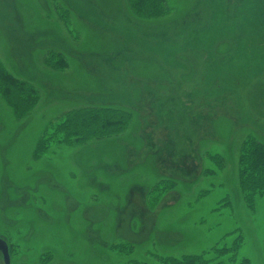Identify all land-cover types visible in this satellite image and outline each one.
Masks as SVG:
<instances>
[{"label":"rangeland","instance_id":"rangeland-1","mask_svg":"<svg viewBox=\"0 0 264 264\" xmlns=\"http://www.w3.org/2000/svg\"><path fill=\"white\" fill-rule=\"evenodd\" d=\"M169 2L172 16L145 22L127 0H0V64L41 96L17 119L0 92V237L10 264L152 263L236 238L237 261L264 264V196L252 210L238 183L244 137L264 141V0ZM50 52L69 67L46 68ZM90 105L134 120L83 147L55 135L34 159L46 130ZM209 153L221 156L220 170ZM163 180L175 185L151 191ZM124 242L132 252L114 246Z\"/></svg>","mask_w":264,"mask_h":264},{"label":"trees","instance_id":"trees-1","mask_svg":"<svg viewBox=\"0 0 264 264\" xmlns=\"http://www.w3.org/2000/svg\"><path fill=\"white\" fill-rule=\"evenodd\" d=\"M127 4L133 16L145 22L167 19L175 11L169 0H127ZM234 42L237 41L234 40ZM240 44L238 41V47H241ZM243 62H240V65ZM44 65L53 72L59 73L69 67V61L62 52H50L44 56ZM0 92L17 119H23L29 115L41 99L36 85L13 76L2 64H0ZM133 120V112L124 108L93 105L74 108L67 112L57 124L54 135L49 137L46 135V137L47 130L41 135L35 147L34 159L39 160L47 153L50 141L54 137L58 136V143L64 147H83L92 142H101L123 135L128 131ZM208 157L220 170L221 156L209 153ZM238 175L242 196L248 207L254 210L256 199L264 196V141L260 140L255 133L247 134L240 145ZM161 185H164V191H169L175 184L174 181L163 180L151 191L155 188L162 189ZM208 192L201 193L200 199L208 195ZM131 245L124 242L114 246L128 253L134 249ZM240 248L239 240L236 238L230 246L219 243L200 254H184L180 257L158 256L152 263L130 260V264H252L248 259L237 261ZM43 259V261L52 260L51 257Z\"/></svg>","mask_w":264,"mask_h":264},{"label":"water","instance_id":"water-1","mask_svg":"<svg viewBox=\"0 0 264 264\" xmlns=\"http://www.w3.org/2000/svg\"><path fill=\"white\" fill-rule=\"evenodd\" d=\"M0 253L3 256L4 264H10V249L8 243L0 238Z\"/></svg>","mask_w":264,"mask_h":264},{"label":"bare ground","instance_id":"bare-ground-1","mask_svg":"<svg viewBox=\"0 0 264 264\" xmlns=\"http://www.w3.org/2000/svg\"><path fill=\"white\" fill-rule=\"evenodd\" d=\"M58 173L60 177H63V172L61 170L60 171L58 170Z\"/></svg>","mask_w":264,"mask_h":264}]
</instances>
